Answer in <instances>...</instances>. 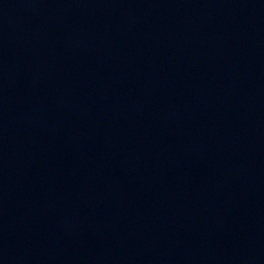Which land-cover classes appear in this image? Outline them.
Masks as SVG:
<instances>
[{"label":"water","instance_id":"water-1","mask_svg":"<svg viewBox=\"0 0 264 264\" xmlns=\"http://www.w3.org/2000/svg\"><path fill=\"white\" fill-rule=\"evenodd\" d=\"M0 264H264V0H0Z\"/></svg>","mask_w":264,"mask_h":264}]
</instances>
